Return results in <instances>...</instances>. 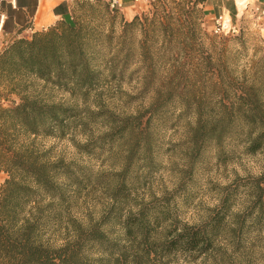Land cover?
<instances>
[{"label":"trees","instance_id":"1","mask_svg":"<svg viewBox=\"0 0 264 264\" xmlns=\"http://www.w3.org/2000/svg\"><path fill=\"white\" fill-rule=\"evenodd\" d=\"M208 2L156 0L152 16H136L132 22L120 18L119 11H112L103 0L76 3L68 18L30 38L15 39L3 49L0 170L8 178L0 187V264H264L262 199L259 213L248 218L231 213L234 195L229 192L207 221L192 226L173 217L167 205L133 207L128 162L111 189L110 212L101 222L87 225L72 212L74 192L85 180L83 167L45 161L35 149L21 143L23 138H65L82 118L76 108L41 98L34 91L35 84L87 98L110 80L125 76L128 40L137 36L142 39L141 64L146 56L143 44L148 40L149 49L152 46L167 68L164 81L153 73H142L140 85L143 89L151 86L158 93L164 89L178 94L176 105L195 119L189 130L197 147L208 142L222 145L236 137L247 146L248 154L264 150V56L252 65L249 85L236 88L228 66L233 52L229 46L237 39L204 29L203 9ZM173 45L179 56L171 57ZM241 48L246 49L242 37ZM187 72L193 85L183 94L179 90ZM11 97L18 101L11 102ZM165 97L159 96L133 119L100 116L120 123L101 137L112 143L123 141L133 128L153 121L155 114L148 112ZM191 98L197 102L186 106ZM3 101L13 106L5 107ZM263 184L257 186L261 195ZM109 224L121 228V237L112 239L103 230Z\"/></svg>","mask_w":264,"mask_h":264},{"label":"rangeland","instance_id":"2","mask_svg":"<svg viewBox=\"0 0 264 264\" xmlns=\"http://www.w3.org/2000/svg\"><path fill=\"white\" fill-rule=\"evenodd\" d=\"M155 1L138 0L136 8L126 14L119 11V17L132 22L136 16H152ZM208 1L203 9L204 29L216 36L237 39L229 46L233 52L228 68L235 87L241 89V84L249 85L252 65L264 56V0ZM134 13L136 16L129 20ZM219 29L221 32H217ZM241 37L246 42L244 51ZM141 40L137 36L128 40L129 67L125 76L110 80L103 89L87 98L35 84L34 91L41 98L49 103L76 108L82 118L70 127L65 138H23L21 143L35 149L45 161L83 167L81 175L85 180L81 189L74 192L72 212L87 225L101 222L110 212L113 204L111 189L117 185L128 162L133 177L129 187L133 207L151 209L167 205L171 215L179 221L192 226L201 225L220 208L225 195L232 192L231 213L248 218L257 215L259 200L264 201V194L257 190L258 184L264 181V150L248 154L245 151L247 146L236 137L226 139L222 145L208 142L197 147L189 130L195 119L182 106L176 105L178 94L167 93L164 89L158 93L151 86L143 89L140 85L142 73H153L162 82L167 72L152 46L149 49L148 40L143 44L146 56L145 63L141 64ZM169 52L171 57L179 56L174 45ZM160 55L164 58L165 53ZM185 77L187 80L179 91L188 94L193 85L192 75L187 72ZM161 95L166 97L160 103L157 101L148 112V115L156 116L151 123L142 122V127L133 128L123 141L112 143L101 137L119 127L120 123L119 120L110 123L100 116L111 114L115 119L136 118ZM10 99L11 102L18 101L16 97ZM11 102L3 101L1 105L11 107ZM194 102L196 99L191 98V104L186 102L185 105ZM117 137L114 138L118 140ZM7 178V174L0 170V187ZM103 230L112 239L122 235L121 228L115 224L106 225Z\"/></svg>","mask_w":264,"mask_h":264},{"label":"crops","instance_id":"3","mask_svg":"<svg viewBox=\"0 0 264 264\" xmlns=\"http://www.w3.org/2000/svg\"><path fill=\"white\" fill-rule=\"evenodd\" d=\"M86 1L94 0H0V51L15 39L46 31L60 19L68 18L76 3ZM135 2L122 0V12L136 8ZM135 16L136 13L129 20Z\"/></svg>","mask_w":264,"mask_h":264},{"label":"built area","instance_id":"4","mask_svg":"<svg viewBox=\"0 0 264 264\" xmlns=\"http://www.w3.org/2000/svg\"><path fill=\"white\" fill-rule=\"evenodd\" d=\"M66 1L73 2V1H77V0H66ZM137 1L138 0H136V2ZM107 4L109 5V7L112 11H122L124 8L122 0H107ZM220 20L222 21L223 19L220 18ZM217 32H221V30L219 29Z\"/></svg>","mask_w":264,"mask_h":264},{"label":"bare ground","instance_id":"5","mask_svg":"<svg viewBox=\"0 0 264 264\" xmlns=\"http://www.w3.org/2000/svg\"><path fill=\"white\" fill-rule=\"evenodd\" d=\"M106 2H107V0H106Z\"/></svg>","mask_w":264,"mask_h":264}]
</instances>
